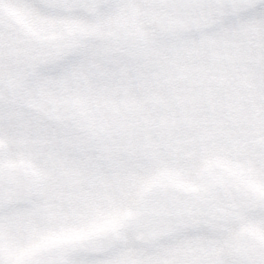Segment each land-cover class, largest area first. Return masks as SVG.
<instances>
[{"label":"snow or ice","instance_id":"obj_1","mask_svg":"<svg viewBox=\"0 0 264 264\" xmlns=\"http://www.w3.org/2000/svg\"><path fill=\"white\" fill-rule=\"evenodd\" d=\"M0 264H264V0H0Z\"/></svg>","mask_w":264,"mask_h":264}]
</instances>
